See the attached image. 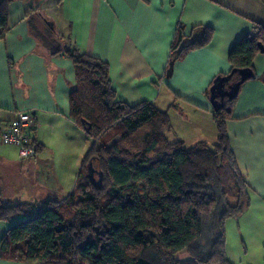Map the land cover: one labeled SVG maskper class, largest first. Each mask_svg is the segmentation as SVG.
Instances as JSON below:
<instances>
[{"label": "crops", "instance_id": "1", "mask_svg": "<svg viewBox=\"0 0 264 264\" xmlns=\"http://www.w3.org/2000/svg\"><path fill=\"white\" fill-rule=\"evenodd\" d=\"M8 9L7 31L0 38V130L17 112H28L32 139L44 154L19 159L17 149L0 140V167L14 172L13 182L7 178L12 193L20 180H28L32 197L27 203L33 212L49 200H62L75 185L50 178L45 182L42 173L80 129L69 117L75 72L68 51L107 64L116 101H149L167 111L172 125L168 139H182L186 145L187 137L193 143L208 142L209 132L217 140L209 90L218 76L230 71L232 46L251 32L253 22L264 26V0H11ZM178 28L187 40L199 39L205 28L211 36L206 45L174 61L166 77ZM252 70L254 77L242 83L225 118L228 143L249 198L237 218L225 221L230 264H264V53L254 56ZM0 176L6 175L2 171ZM26 218L0 221V239ZM0 264L34 263L0 259Z\"/></svg>", "mask_w": 264, "mask_h": 264}, {"label": "trees", "instance_id": "2", "mask_svg": "<svg viewBox=\"0 0 264 264\" xmlns=\"http://www.w3.org/2000/svg\"><path fill=\"white\" fill-rule=\"evenodd\" d=\"M10 2L0 0V38L7 31ZM37 36L48 43L43 34ZM210 36L205 28L202 37L187 40L178 28L169 61L206 45ZM259 52L264 53V26L253 22L251 32L229 51L230 71L218 76L209 90L210 96L219 93L218 85L224 84L228 91L222 107L213 108L216 142L200 140L187 147L182 139H168L172 125L167 111L149 101H116L107 64L68 51L75 72L69 117L91 144L74 188L60 201L49 200L33 212L28 203L3 204L0 189V221L27 216L0 239V259L34 264H230L225 221L237 218L249 198L228 143L225 118L242 83L251 78L241 81L240 71L253 73L252 61ZM115 132L119 140L108 145ZM89 162L97 170L94 178L101 172L100 186L88 176ZM230 183L237 190L234 200ZM136 186L144 192L141 199L131 192ZM183 251L187 258H176Z\"/></svg>", "mask_w": 264, "mask_h": 264}, {"label": "rangeland", "instance_id": "3", "mask_svg": "<svg viewBox=\"0 0 264 264\" xmlns=\"http://www.w3.org/2000/svg\"><path fill=\"white\" fill-rule=\"evenodd\" d=\"M175 125H178V123L176 122ZM179 130L181 131V129H179ZM204 132L206 133V131H204ZM170 133H168V134H170ZM209 133L206 134L207 136L205 135L207 137L205 139L208 140V143H211L213 140L216 141V139H215L216 137H211V136L209 137V135H210ZM168 134H167V137H168ZM109 136L110 137L114 136V137H112L109 140L108 145H110L114 141L119 140L117 132L111 133V135H109ZM193 139H192V137H187L185 146L189 147V146L194 145L196 142L193 143ZM90 144H91V140L87 139L86 134L84 133V131L82 129H79L78 134L74 133L72 136H70L67 146H63L61 148V150H58L54 153V157L52 159L53 161H51L54 164L52 165L50 163L51 166H47L48 167L47 169L46 168L43 169L42 173L45 177V179H44L45 182H46V180H49V178H50L54 182H59V184H61V185H68V184L72 185L74 183V181L76 180L78 172L81 168L82 160H83ZM43 154H44V152L40 150L37 152L36 156L38 158H42ZM48 157H46V158H48ZM2 171L5 173L6 176L5 177L0 176V186H1L0 189H4V194H7V196L9 195L8 197L2 195V198H1L2 203L5 205L6 204L13 205V204H17V203H22V202L27 203V201H31L32 191L30 189H28L29 188L27 186L28 180L26 178H24V181L20 180V185L15 187L16 193H12L8 189L7 181L9 182L10 180H8L7 178H8V176L11 177L14 172L11 170H8V168L6 169L3 166L0 167V172H2ZM9 173H11V174H9ZM12 180H14V179L12 178L10 182H13ZM95 180L97 181L98 179L95 178ZM41 185L45 186L44 184H41ZM41 185H38L37 187H35L34 191L37 189H40ZM47 185H50V184L47 183ZM229 186L231 187V190H232V193H231L232 195L230 197H231V199H233V198L235 199L233 194H236L237 190H235L232 183H230ZM226 187H227V185H226ZM61 188H62V186H61ZM224 188H225V186H224ZM227 189H228V187H227ZM131 192H132L133 196L138 198V199H141L144 197V192L140 186L134 187ZM39 194H40V191L38 190V195ZM42 199L43 198L41 197L40 201ZM38 204H39V200H38L37 205ZM34 206L35 205H33V208H34ZM35 207H38V206H35ZM176 258H178L179 260H185L187 258L186 253L184 251L177 253Z\"/></svg>", "mask_w": 264, "mask_h": 264}, {"label": "built area", "instance_id": "4", "mask_svg": "<svg viewBox=\"0 0 264 264\" xmlns=\"http://www.w3.org/2000/svg\"><path fill=\"white\" fill-rule=\"evenodd\" d=\"M32 117L28 112H17L15 118L0 130V140L16 147L19 159H28L37 154L33 139Z\"/></svg>", "mask_w": 264, "mask_h": 264}, {"label": "water", "instance_id": "5", "mask_svg": "<svg viewBox=\"0 0 264 264\" xmlns=\"http://www.w3.org/2000/svg\"><path fill=\"white\" fill-rule=\"evenodd\" d=\"M173 65H174V61L170 60L168 63V68L166 70V77L171 76V74L173 72ZM240 75H241V81L245 80V78H247L248 76H250L251 78L254 77V74L252 72L247 73V71H245V70L240 71ZM225 79H227V78H224V80ZM231 87H233V86H231ZM218 89L221 91H219V93L212 94L209 98L213 108H215L217 106L222 107V101H223L224 97L228 94V91L224 90V84L218 85ZM87 171H88V176H89L90 180L93 183H95L97 186H100V184H101V172H98L99 179L96 181L94 178V174L97 172V170L93 167L92 162L88 163Z\"/></svg>", "mask_w": 264, "mask_h": 264}]
</instances>
